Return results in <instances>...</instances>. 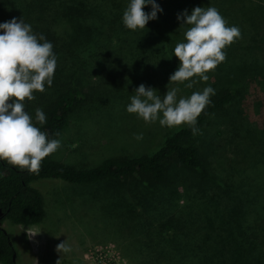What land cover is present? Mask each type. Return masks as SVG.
<instances>
[{
  "label": "trees",
  "instance_id": "obj_1",
  "mask_svg": "<svg viewBox=\"0 0 264 264\" xmlns=\"http://www.w3.org/2000/svg\"><path fill=\"white\" fill-rule=\"evenodd\" d=\"M187 1L155 0L162 9L157 19L149 21L143 30L131 31L122 24L127 0H0V23L23 18L34 33L43 34L52 43L60 67L62 80L59 78L57 92L43 111L46 122L36 126L49 138L59 139L71 116L85 104L87 95L82 84L67 82L65 77L76 73L77 68L87 71L85 80L91 82L95 76L116 90L106 97L101 89L94 92L102 106L104 98L118 97V90L142 72L148 60L153 70L154 65L163 67H158L159 73L152 78L169 80L179 65L172 55L173 48L182 41L184 31L177 15L185 5L191 13L203 3L204 7H215L227 26H237L241 37L223 50L226 65L230 62L227 70L232 72L228 85L219 80L221 64L215 68L216 80L209 85L215 95L195 126L200 132L209 118L223 117L231 142L239 138L248 142L244 153L253 147L264 154V122L263 129L246 123L242 108L248 90L262 100L256 109L264 107V0ZM150 10L143 9L146 13ZM79 54H86L88 61L77 63L75 57ZM237 120L245 121L241 130L233 124ZM175 128L150 154L105 157L98 166L88 169L55 162L48 156L41 161L38 172L0 161V264H18L15 246L2 227L4 221L33 227L46 216L42 194L31 187L38 180L116 187L123 196L118 197L122 204H128L121 207L120 217L131 225L133 235L121 248L129 264H264V177L254 175L247 180L243 174L255 164L237 169L236 151L234 158L228 159L225 150H215L213 139L201 154L189 142L191 129L186 125ZM211 154L219 161L214 162ZM170 161L203 172L197 191L180 193L187 197L180 207V194L171 193L178 184L170 176ZM207 163L217 165L218 174H209ZM151 192L163 204L161 210L147 205L145 200L153 198Z\"/></svg>",
  "mask_w": 264,
  "mask_h": 264
},
{
  "label": "rangeland",
  "instance_id": "obj_2",
  "mask_svg": "<svg viewBox=\"0 0 264 264\" xmlns=\"http://www.w3.org/2000/svg\"><path fill=\"white\" fill-rule=\"evenodd\" d=\"M202 4L200 3L198 7H204ZM191 5L195 7L194 4ZM185 10L186 5L182 8L183 12ZM188 14L191 13L188 12ZM75 58L77 63L88 61L86 54H79ZM151 62L146 61L143 71L134 74L130 82L125 83L118 90V97L104 98V106L100 105L94 92L101 89L106 97L108 92L111 91L114 94L116 90L109 89L106 83L103 85L101 79L93 74L95 79L91 78V82L85 80L87 71L77 67L74 71L76 73L66 74L67 82L74 84L78 82L80 86L82 84V91L87 97L85 104L75 111L69 124L63 129L62 135L58 139L61 146L48 156L49 159L79 169H88L98 166L105 157H134L150 154L157 150L164 135L176 128L161 127L158 122L146 123L142 119H138L136 115L128 114L125 111V106L130 102V95L141 84L146 88L151 87L157 90L161 97L166 94L169 80L165 81L162 76L152 78V75L159 73L160 69L157 68L162 67V64L154 65L155 70H153ZM221 64L223 67L220 66ZM217 66H220L218 73L221 84L228 85L229 78L232 76V72L227 70L230 62L226 65V61H223ZM59 71L60 67L57 63L52 86L45 87L44 92L33 93L35 97L33 101L25 100L26 110L33 116L36 108L44 111L45 104L55 96L56 83L62 80ZM64 71L67 72V70ZM206 75L209 79L204 82H201L198 77L192 78L196 80L194 85H199L201 89L213 85L216 80L215 69ZM186 83L188 81L170 83L168 87H178L180 89L178 95L182 96H188L193 91L200 90L197 86V88L193 86L188 89L185 87ZM97 84V87H93ZM261 103L262 100L254 98L253 92L248 90L243 99V105H241L243 114L247 115L246 123L251 122L253 124L251 126L263 129L264 107L260 111L256 109L257 106H261ZM222 118L218 116L209 118L202 131L193 135L189 142L196 146L202 154L206 151L207 146L211 145V139H213L215 150L216 148L219 152L225 150L228 159L234 158L236 151L237 169H246L247 166L255 164L254 169L246 170L247 173L243 174L244 178L249 181L254 175L263 178L264 154H261L263 150H256L252 147L244 153L248 142L239 141V138H235L231 142L228 125H224L226 121H223ZM233 124L241 130V127L245 126V121L237 120ZM138 135H142V139H136ZM259 137L261 138L260 135ZM211 157L214 162L219 161L212 154ZM167 165L170 176H174L178 184L176 188H173V191L171 190L172 195L176 196L178 193L183 194L184 192L189 195L192 191L198 190L202 184L200 182L203 176L202 171L194 172L185 169L173 161L168 162ZM206 168L212 175L214 172L217 174L219 172L215 164L207 163ZM31 187L42 194L44 210H46L43 221L33 227L17 226L8 220L2 224L15 246L18 264H57L58 260L59 264H129L121 248L127 241H131L133 235L132 231H129L131 225H127V221L120 217L121 207L128 204H122V200L118 197L123 196L119 191L116 192V187L103 183L79 186L60 180H38ZM153 194L156 193L151 192L152 199L148 197V200H144L148 206L158 207L161 210L163 204L159 203ZM186 198L179 195V207L186 204ZM142 202L144 204L143 200ZM66 239L71 247V252L60 254L56 251V247Z\"/></svg>",
  "mask_w": 264,
  "mask_h": 264
},
{
  "label": "clouds",
  "instance_id": "obj_3",
  "mask_svg": "<svg viewBox=\"0 0 264 264\" xmlns=\"http://www.w3.org/2000/svg\"><path fill=\"white\" fill-rule=\"evenodd\" d=\"M145 7L151 10L146 13ZM160 12L155 0H127L122 24L131 31L143 30ZM177 21H182L183 39L173 48L172 55L179 65L170 75L168 85L188 81L185 87L190 89L196 83L192 78L198 77L201 82L209 79L206 73L224 61L223 50L241 33L237 26H227L212 6L195 7L191 14L185 10L177 15ZM52 49V43L43 34L34 33L23 18L0 23V161L28 172H38L41 161L61 146L60 140L49 138L36 126L46 122L42 109L36 108L33 116L25 105V100L35 99L33 93L52 86L57 65ZM168 85L163 97L157 90L139 85L130 95L125 111L146 123L158 122L161 127L186 125L196 135L197 118L210 105L215 90L207 86L182 96L178 95V87ZM136 139H142V135ZM56 251L71 252L67 239L57 245Z\"/></svg>",
  "mask_w": 264,
  "mask_h": 264
}]
</instances>
